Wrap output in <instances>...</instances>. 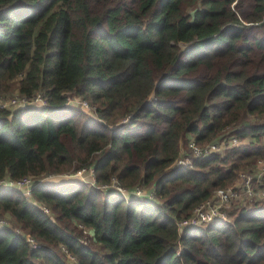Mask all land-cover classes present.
Wrapping results in <instances>:
<instances>
[{
	"label": "trees",
	"instance_id": "obj_1",
	"mask_svg": "<svg viewBox=\"0 0 264 264\" xmlns=\"http://www.w3.org/2000/svg\"><path fill=\"white\" fill-rule=\"evenodd\" d=\"M14 90L45 104L0 107V180L33 181L29 201L0 189V217L37 247L2 227L0 264H264V204L178 226L264 161V0H0V98ZM224 134L223 156L176 165ZM71 169L94 185L36 184Z\"/></svg>",
	"mask_w": 264,
	"mask_h": 264
},
{
	"label": "built area",
	"instance_id": "obj_2",
	"mask_svg": "<svg viewBox=\"0 0 264 264\" xmlns=\"http://www.w3.org/2000/svg\"><path fill=\"white\" fill-rule=\"evenodd\" d=\"M40 98V97H39ZM24 99V98H22ZM41 99V98H40ZM25 100V99H24ZM27 100H25L26 103ZM37 101V100H36ZM32 102V101H31ZM38 102V101H37ZM44 101L42 100V103H40L37 106H44ZM24 105V104H22ZM236 143H238V140L231 136V135H222L218 139L207 143L203 147H199L196 145L194 140H190L188 147L190 151L194 154L193 156L197 159H203L210 155H220L223 156L224 153L231 149ZM186 157H179V159L176 161L177 166H184L190 161L189 158ZM186 160V161H185ZM264 161H258V164H261ZM238 174L246 175L249 174L247 172L240 171ZM264 176V175H263ZM238 177V176H237ZM262 177V176H261ZM247 180V179H246ZM245 180V181H246ZM262 178H260L258 181H261ZM249 179L246 181L248 182ZM113 182V183H112ZM112 184L109 185V188L111 189V192L121 195L123 197H126V195L129 193L125 188H123L115 179H112ZM43 181H38L36 184L40 185ZM250 183V181H249ZM248 183V184H249ZM116 184V185H115ZM114 185V186H113ZM243 187L242 184L233 183L232 185L226 187V188H220L217 189L214 192V196L205 201L204 203L200 204L198 207L195 208L193 214L185 220H182L178 223V226L180 230L182 228L186 227H197L200 225L208 224L213 221L222 220L227 216V210L229 208V205L234 199L236 198L237 193L240 191V189ZM33 187V181L30 179H22L18 181H13L8 179L7 177L3 180H0V189H12L18 191L26 200L29 201L30 195H31V189ZM260 188L264 189V186H259ZM248 194H251L253 191H249V189L245 188ZM132 197H147L146 199L151 198V195L147 192L140 191V188H135L133 192L131 191ZM131 196V195H130ZM144 200V199H142ZM42 210L45 213H48V210L43 207ZM4 227L2 224H0V228ZM27 241L29 243H32V247L36 248L37 245L33 244L32 240L27 238Z\"/></svg>",
	"mask_w": 264,
	"mask_h": 264
},
{
	"label": "rangeland",
	"instance_id": "obj_3",
	"mask_svg": "<svg viewBox=\"0 0 264 264\" xmlns=\"http://www.w3.org/2000/svg\"><path fill=\"white\" fill-rule=\"evenodd\" d=\"M11 94L9 97L6 96L3 98H0V107L7 109V110L8 109L14 110V108L22 104H24V106H37L40 103H42V100H43V99H40L41 96L39 94V95H36V97H34V100L32 102L26 101L25 103V100L22 99V97L19 96V94L15 90ZM70 103L76 108H78L79 110L83 111L84 113H87L88 115L91 114L90 106L86 101H82L78 98H73L71 99ZM186 143L187 142H185L180 148V157H186V158L193 157L194 154L190 150L187 149ZM237 144L238 143H236L234 146H236ZM203 146H199V147H203ZM263 175H264V162H262L261 164H258L254 173L246 174L245 176L241 174L237 175L238 177L236 178L235 182L243 185V187L241 186L242 188L237 193L236 198L234 199V201L236 202L237 205H239V207H245L249 209L253 207L254 205L264 204V189L259 187V186H263L262 185L263 182L262 180L258 181L260 178H262L261 176ZM246 179L247 180L249 179L250 183L249 181L246 182L247 181ZM60 180H76L78 182L87 184L88 186L94 185L92 174L90 172H86L80 169L75 170V171L71 169L69 173H63V174H55V175L48 174V175L43 176V178L39 179L38 181H43V183H46L49 181L58 182ZM243 188L244 190H246L245 188H247L249 189V191H253V192L251 194H248L246 191H243ZM140 191H142L143 193L145 192V190L143 189H140ZM213 196H214V193L212 194L211 197ZM46 209L48 210V213H50L49 209L48 208ZM10 220L11 219L9 218V216L7 214H4L2 218L0 217V224H2L5 228L10 227L11 230L16 231L18 234L20 233V235H23L27 238L28 235L20 231L19 228H15L11 224ZM30 245H32V243H30ZM67 259H69L68 256H67ZM68 262L70 264H73L72 261H68Z\"/></svg>",
	"mask_w": 264,
	"mask_h": 264
}]
</instances>
